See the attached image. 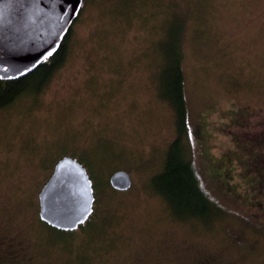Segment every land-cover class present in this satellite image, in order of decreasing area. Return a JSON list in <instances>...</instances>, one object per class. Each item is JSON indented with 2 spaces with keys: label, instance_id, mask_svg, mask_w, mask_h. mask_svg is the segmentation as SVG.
I'll use <instances>...</instances> for the list:
<instances>
[{
  "label": "rangeland",
  "instance_id": "rangeland-1",
  "mask_svg": "<svg viewBox=\"0 0 264 264\" xmlns=\"http://www.w3.org/2000/svg\"><path fill=\"white\" fill-rule=\"evenodd\" d=\"M126 5L85 0L64 65L40 93L0 111V264L70 263L56 251L57 231L39 220V192L63 155L88 167L73 152L97 158L106 148L121 154L107 162L110 187L118 169L127 170L133 184L113 188L118 193L100 185L95 207L109 215L108 244L87 264H205L206 258L209 264H264V206H251L264 198L252 195L241 176V136L246 128L264 129V0ZM173 8L185 21L194 165L207 192L232 211L211 230L175 221L152 177L177 129L174 109L159 95L165 62L160 65L155 52L170 41L165 25ZM74 231L79 246L83 232Z\"/></svg>",
  "mask_w": 264,
  "mask_h": 264
},
{
  "label": "trees",
  "instance_id": "trees-1",
  "mask_svg": "<svg viewBox=\"0 0 264 264\" xmlns=\"http://www.w3.org/2000/svg\"><path fill=\"white\" fill-rule=\"evenodd\" d=\"M137 1L118 0L125 6H127L126 4H136ZM170 24H172L171 27H169ZM165 28L170 32V41L165 49H160L161 52L158 47L155 49L159 64L165 62L160 85L162 93L159 95L174 109L177 129L175 138L167 144L160 167L155 172L157 174H153L152 177L157 194L160 192L166 196L168 204L162 198L175 221L186 222L198 226V228L211 230V228L218 226L217 222L230 220L229 216L232 211L213 199L207 192L202 177L194 165L193 133L188 121L187 98L184 89L185 73L182 43L185 21L183 13L173 8V16L166 23ZM72 35L73 29L71 28L61 47L30 74L19 79H0V111L15 104L21 105L25 96L32 94L34 96L44 89L55 72L66 62ZM246 114L254 116L252 112ZM242 120L245 121L244 117ZM245 132L241 136L245 141V147H241V149L246 153V166L241 171V176L252 195L257 197L262 195L260 197L264 198V129L257 127L248 130L246 128ZM66 146L64 145L65 150L68 147ZM73 155H79L86 162L94 179L95 194L99 192L100 185L103 191L112 189L114 193L119 192L110 187L104 174L108 171L106 170L108 164L113 159L120 158V152H110L106 148L104 152H96L94 156L97 158H93L91 154L84 156L76 151L73 152ZM217 182L220 186L227 185L223 179L221 182L217 178ZM261 205L264 206L263 202L256 200L252 202L251 206L255 209L260 208ZM95 209L97 210V207ZM96 210L93 216L79 227V230L83 232V241L79 246L72 242L74 230L56 229L39 218L49 229L56 230L60 235H56V251L66 253L64 257L67 259L62 261H70L69 264H87L89 260H92V257L101 254L105 250V246L107 248L108 236L106 233L108 232L105 224L109 220V215L99 213ZM211 262L213 261L209 258L204 260L205 264ZM62 264L66 263L62 262Z\"/></svg>",
  "mask_w": 264,
  "mask_h": 264
},
{
  "label": "water",
  "instance_id": "water-1",
  "mask_svg": "<svg viewBox=\"0 0 264 264\" xmlns=\"http://www.w3.org/2000/svg\"><path fill=\"white\" fill-rule=\"evenodd\" d=\"M84 2L0 0V79L24 77L51 57L79 18ZM109 180L120 191L133 184L125 169L113 172ZM95 200L94 179L88 168L77 157L65 155L55 163L39 192V217L56 229L77 230L94 213Z\"/></svg>",
  "mask_w": 264,
  "mask_h": 264
},
{
  "label": "snow or ice",
  "instance_id": "snow-or-ice-1",
  "mask_svg": "<svg viewBox=\"0 0 264 264\" xmlns=\"http://www.w3.org/2000/svg\"><path fill=\"white\" fill-rule=\"evenodd\" d=\"M67 7H68V10H71V3L70 2L68 3V6ZM24 71H28V69L25 68Z\"/></svg>",
  "mask_w": 264,
  "mask_h": 264
},
{
  "label": "flooded vegetation",
  "instance_id": "flooded-vegetation-1",
  "mask_svg": "<svg viewBox=\"0 0 264 264\" xmlns=\"http://www.w3.org/2000/svg\"><path fill=\"white\" fill-rule=\"evenodd\" d=\"M66 147H67V146H66ZM67 148H68V147H67ZM67 155H71V154L68 153ZM63 156H65V155H63ZM71 156H72V155H71ZM60 158H61V157H60ZM60 158H59V159H60ZM59 159H58V160H59Z\"/></svg>",
  "mask_w": 264,
  "mask_h": 264
}]
</instances>
